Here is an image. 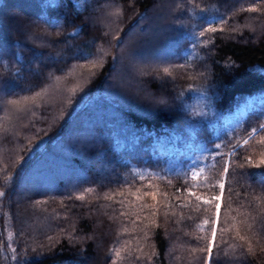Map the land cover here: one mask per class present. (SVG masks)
<instances>
[{
	"label": "trees",
	"instance_id": "1",
	"mask_svg": "<svg viewBox=\"0 0 264 264\" xmlns=\"http://www.w3.org/2000/svg\"><path fill=\"white\" fill-rule=\"evenodd\" d=\"M169 5L139 107L113 70ZM0 28V264H264V0H0Z\"/></svg>",
	"mask_w": 264,
	"mask_h": 264
},
{
	"label": "rangeland",
	"instance_id": "2",
	"mask_svg": "<svg viewBox=\"0 0 264 264\" xmlns=\"http://www.w3.org/2000/svg\"><path fill=\"white\" fill-rule=\"evenodd\" d=\"M114 9H115V7L113 5H109L103 11L104 13L101 14L100 17L98 18V22L95 20L96 22L93 23L94 26H96V27L102 26L104 28L115 27V23L110 21V17H109V14H112L114 12ZM170 9H171L170 5L164 9H162V11L159 13V15L154 17V19L151 21V23H153L154 26H151L152 24L149 25L148 26L149 29H147L146 33L140 34L137 32H133L132 34H130L128 36L127 40L130 41V43L135 41L136 43H138V46L134 49H131L129 54L125 53L124 59L113 70V72L115 71L116 78H114L112 81L115 82V81H117V78H118V79H120L119 80L120 82H117L114 85H112V89H115V92L117 91L116 94H120L119 91H121V92H124V94L133 95L132 97H129V98L131 99L132 102H135V104H137L139 107L146 108L147 106L148 107L151 106L152 102H155V96H152L151 94H149L143 85H139L136 82H137V80H139V78L142 77L143 73L146 72V70L148 69L147 63L148 64L153 63V62H155V60L158 56L164 55V53L158 54V52H154V50H153L154 48L151 46L149 38L153 36L152 31L154 33V30L158 31V30L164 28V26L166 25V23L169 20L168 16L170 14ZM5 24L10 29H15L18 27L19 21H17V20L14 22L11 20L5 21ZM77 82L78 81L73 82V83H75V85L73 84L74 86H71V87L77 86L76 85ZM48 85L44 87V91L46 90V91L51 92L49 100H52L55 98V96H58L54 93L55 90H57V88L56 89L53 88V84L52 85L48 84ZM115 87H117V88H115ZM62 88H63L62 92H65L66 89H68L69 87H68V85H63ZM60 94H62V93H60ZM59 98L61 99L62 95H60ZM133 99L136 101H134ZM125 100L127 101V97ZM27 119H28V116L24 117V122ZM13 127H14L15 131L18 133V127H17L16 123L14 124ZM69 142L74 143L75 141L70 140ZM3 152H4V150L1 149V147H0V156H1V154H3ZM32 181H30V182H32ZM33 183H36V182H33ZM36 184H41V183H36ZM31 188L33 190L32 186L27 187L26 190L24 191V193H27V194L30 193ZM20 194L22 195L21 192H20ZM29 212H31L30 208H25L22 210V213L27 215V216L31 215ZM32 229L35 232L39 228L37 227V225H35ZM99 232H101L100 229H99Z\"/></svg>",
	"mask_w": 264,
	"mask_h": 264
},
{
	"label": "bare ground",
	"instance_id": "3",
	"mask_svg": "<svg viewBox=\"0 0 264 264\" xmlns=\"http://www.w3.org/2000/svg\"><path fill=\"white\" fill-rule=\"evenodd\" d=\"M4 25H5V24H4ZM5 26H6V25H5ZM2 28H3V30H4L5 27L2 26ZM0 29H1V28H0ZM5 29H7V28H5ZM1 31H2V29H1ZM1 31H0V32H1ZM3 32H4V31H3ZM6 32H7V31H6ZM21 38H23V36H22ZM34 90H35V89H34ZM34 90H33V91H34ZM31 92H32V91H31ZM36 92H37V89H36ZM32 94H34V93H32ZM28 95H29V94H28ZM30 95H31V94H30ZM2 112H3V110H2ZM2 112H1V113H2ZM2 114H3V113H2ZM42 114H43V113H42ZM6 118H8V117H6ZM43 131H44V130H43ZM43 131H42V132H43ZM46 133H47V132H46ZM45 135H46V134H45ZM42 138H43V137H42ZM45 138H46V137H45ZM40 139H41V138H40ZM36 140H37V139H36ZM33 141H34V140H33ZM38 141H40V140H38ZM38 141H37V142H38ZM31 142H32V141H31ZM31 142H29V143H31ZM29 143H27V146H29V145H28ZM44 143H45V142H44ZM31 144H32V143H31ZM30 146H31V145H30ZM38 147H39V146H38ZM65 154H67V153H65ZM95 155H96V154H95ZM90 156H91V155H90ZM90 156H89V157H90ZM92 156H93V155H92ZM67 157H68V156H67ZM71 157H72V159L74 158L73 155H71ZM70 159H71V158H70ZM72 159H71L69 162H71V161L73 162V160H74V159L76 160L77 158H74L73 160H72ZM83 159H84V158H83ZM83 159H82V160H83ZM89 159H90V158H89ZM89 159H88V158H87V159L85 158V160H89ZM91 159H92V158H91ZM93 159H94V157H93ZM93 159H92V160H93ZM78 160H80V159L78 158ZM92 160H91V161H92ZM99 160H100V158H99ZM55 161H56V160H55ZM67 161H68V160H67ZM67 161H66L65 164H64V162H63L62 164H63V165H67V166H68V164H71V163H68V164H67ZM76 161H77V160H76ZM94 161H95L94 164H98V165L100 164V163H98L99 161H97V160H95V159H94ZM100 161H101V160H100ZM61 162H62V161H61ZM61 162H55V164L59 167V165H60ZM74 162H75V161H74ZM74 162H73V163H74ZM57 163H58L59 165H58ZM75 163H77V162H75ZM81 163H82V162H81ZM81 163H79V164H81ZM84 163H85V161H84ZM86 163H87V162H86ZM88 163H91V162L88 161ZM119 163H121V162H119ZM79 164H78V165H79ZM91 164H92V163H91ZM73 165H74V164H72V166H73ZM82 165H83V163H82ZM82 165H81V166H82ZM85 165H86V164H85ZM89 165H90V164H88V165H86V166H89ZM117 165H118V164H117ZM57 166H56V167H57ZM67 166H66V167H67ZM52 167H54V166H52ZM61 167H62V166H60V168H61ZM66 167L64 168L65 170L68 169V167H67V168H66ZM69 167H70V166H69ZM74 167H77V164H76V166H74ZM74 167H73V168H74ZM83 167H84V166H83ZM83 167H81V168H83ZM92 167H94V166H92ZM92 167H91V168H92ZM106 167H107V166H106ZM60 168H59V169H60ZM73 168H72V169H73ZM77 168H78V167H77ZM118 168L120 169V167H118ZM54 169L56 170V168H54ZM62 169H63V168H62ZM62 169H61V170H62ZM64 169H63L61 172L64 173V172H65ZM74 169H75V168H74ZM84 169H85V167H84ZM86 169H88V168H86ZM115 169H116V170H114V171L116 172V171L118 170V169H117V166L115 167ZM55 170H54V171H55ZM57 170H58V168H57ZM57 170H56V171H57ZM92 170H93V169H92ZM94 170H95V169H94ZM94 170H93V171H94ZM110 170H111V168H110ZM74 171H77V170H73V172H74ZM88 171H89V170H87V172H88ZM112 171H113V170H112ZM69 172L72 174V170H70ZM79 172L82 173V172H84V170H82V171L80 170V171H79V169H78V171H77L78 175H79ZM87 172H86V173H87ZM91 172H92V171H91ZM110 172H111V171H110ZM57 173L59 174V173H60V170H58ZM70 173L68 174V176H70ZM111 173H112V174H110V175L112 176V175L114 174V172H111ZM61 174H62V173H61ZM74 174H75V173H74ZM65 175L67 176V171H66L65 174H63V175H61V176H60V174H59V178H60L61 180H57L56 182L62 181V179H63V180L66 179V176H65ZM78 175H77V176H78ZM84 175H85V173L83 174V176H84ZM86 175L89 176L88 173H87ZM86 175L84 176V180H85ZM62 176H64V178H62ZM75 176H76V174H75ZM75 176H74V177H70V178H74V180L72 179L73 181H75V179L78 180L77 177H75ZM80 176H81V174H80ZM111 176H110V177H111ZM115 176H117V175L114 174V177H115ZM78 177H79V176H78ZM92 177H93V176H92ZM107 177H109V176H107ZM87 178H88V179H87ZM116 178H117V177H115L114 179L116 180ZM80 179H82V177H81V178L79 177V180H80ZM86 179L89 180L90 177H86ZM93 179H94V178H93ZM93 179H90V180H91V185H90V186H92V185L95 183ZM100 179H102V178L100 177V178L98 179V184H99V180H100ZM105 179H106V178H105ZM107 179H108V178H107ZM107 179H106V181L111 180V178L108 179V180H107ZM112 179H113V177H112ZM68 180H70V179H68ZM68 180H67V181H68ZM84 180H83V182H82L83 184H84ZM87 180H86L85 182H86V183H89V182H87ZM115 180H114L113 184L111 183V181H108V182L111 183V184L109 183L108 185H114V186H117V185H115V183H116ZM117 180H119V179H117ZM80 181H82V180H80ZM103 181H104V180H103ZM106 181H105V186H107V185H106ZM64 182H65V183H64ZM71 182H72V181H71ZM77 182H78V181H77ZM92 182H93V183H92ZM96 182H97V181H96ZM101 182H102V181H100V183H101ZM117 182H118V181H117ZM59 183H60V182H59ZM59 183L57 184V187H59V186H58ZM63 183L67 186L66 180L63 181ZM72 183L75 184L76 181H75V182H72ZM72 183H71V184H72ZM82 183H81V187L83 186ZM69 184H70V182H69ZM74 184H72V185H74ZM76 184H78V183H76ZM76 184H75V185H76ZM89 184H90V183H89ZM89 184H87V185H88V188H89ZM96 184H97V183H96ZM116 184H117V183H116ZM48 185H49V187H50V184H48ZM54 185H55V184H54ZM87 185H84V188H85V186L87 187ZM101 185H103V184H101ZM119 185H120V183H119ZM121 185H122V184H121ZM60 186H61V185H60ZM62 186H64V185H62ZM62 186H61V188H62ZM66 186H65V187H66ZM78 186H79V184H78ZM93 186H97V185H93ZM103 186H104V185H103ZM122 186H123V185H122ZM122 186H120V187H122ZM49 187H48V189H49ZM70 187H71V186H70ZM70 187H66V188L69 189ZM72 187H73L74 189H76L75 187H77V185H76V186H72ZM51 188H52V187H51ZM61 188H60V192L62 191V192L65 193L64 190H61ZM88 188H87V189H88ZM91 188H92V187H91ZM93 188H94V187H93ZM96 188L98 189L99 186H97ZM96 188H95V190H96V194L98 193L97 196H99L101 199H103L102 195H104V199H105L106 197H108V194L112 193L111 191L109 192V190H110V189H109V186L107 187V188L109 189V190H108V193L106 192L107 195L104 194V193H105L104 191H103V192L100 191L101 193L98 192V190H102L101 187H100L101 189H98V190H97ZM111 188H113V187L111 186ZM114 188H116V187H114ZM117 188H119V187L117 186ZM70 189H71V188H70ZM74 189H72V191H69V190H68V194H70L69 192H73ZM81 189H82V188H81ZM87 189H86V190H87ZM103 189H105V187H103ZM122 189H123V188H122ZM58 190H59V189H58ZM83 190L85 191V189H83ZM113 190H114V189H113ZM90 191H91V190H90ZM93 191H94V189H93ZM106 191H107V190H106ZM113 192H114V191H113ZM117 192H118V191H117ZM85 193H86V192H85ZM102 193H103V194H102ZM93 194H95V193H93ZM96 194H95V195H96ZM100 194H102V195L100 196ZM112 194H113V196H114V193H112ZM88 195H89V193H88ZM88 195H87V196H88ZM105 195H106V197H105ZM110 195H111V194H110ZM113 196H112V195L110 196V197H112L111 199L114 198ZM99 197H98V198H99ZM115 197H116V196H115ZM98 198H95V201H96V200H99Z\"/></svg>",
	"mask_w": 264,
	"mask_h": 264
},
{
	"label": "snow or ice",
	"instance_id": "4",
	"mask_svg": "<svg viewBox=\"0 0 264 264\" xmlns=\"http://www.w3.org/2000/svg\"><path fill=\"white\" fill-rule=\"evenodd\" d=\"M247 11L256 12L257 9H255V8H249V9H247ZM206 31H207V32H212V33H214V32L217 31V29H216V28H208ZM204 34H205L204 32H201V33H200L201 36H203ZM57 35H59V33H58ZM92 67L95 68V67H98V65H97V64H93ZM163 71H164L165 73H168V72H169V69H168V68H164ZM40 95H41V93L38 92V93L36 94L35 97H32V98H31V100L34 102V101L36 100V98L39 97ZM25 102H27V101H25ZM9 103H11V104L14 105V106H19L21 102L18 101V100H11ZM260 127H261V128H264V124H261ZM253 132H255V129H253ZM260 142H261V143H264V140H261ZM216 147L219 148L220 145H217ZM228 171H229V169H228V166L226 165V166L224 167V173L227 174ZM219 187H220L221 189H223V188H224V184H220ZM4 196H5V192H4V191H0V197H4ZM106 198H107V199H111L110 196H109V197H106ZM77 199L83 200L84 197H83V196H80V197H77ZM153 199H155V196H154V195H153ZM197 199H199V197H197ZM215 199H216V200H221V199H222V196H220V197H216ZM220 208H221V204H220V203H217V204H216V209H217V222L219 221ZM214 239H215V232H213V240H214ZM241 239H244V237H241ZM13 251H15V250H13ZM208 251H209V253H211V248H209ZM249 251H251V248H249ZM13 259H15V257H13Z\"/></svg>",
	"mask_w": 264,
	"mask_h": 264
}]
</instances>
